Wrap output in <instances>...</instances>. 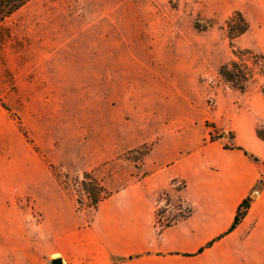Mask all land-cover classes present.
Instances as JSON below:
<instances>
[{"label":"rangeland","instance_id":"1","mask_svg":"<svg viewBox=\"0 0 264 264\" xmlns=\"http://www.w3.org/2000/svg\"><path fill=\"white\" fill-rule=\"evenodd\" d=\"M233 11L249 23L234 45L264 54V0H29L0 24V161L30 152L45 156L36 141L44 147L56 137L69 143L78 122L91 130L107 115L111 127L124 131L118 153L111 150L109 158L94 160L87 169L49 165L62 191V229L76 221L89 224L94 211L76 209V193H83L75 179L83 171L93 169L107 189L118 191L144 174L142 162L150 164L149 155L137 161V153L126 154L153 144L150 127L168 123L187 106L191 128L217 139L219 97L235 106L241 98L264 96L263 77L239 92L217 75L219 65L232 57L222 27ZM207 22L204 30L194 26ZM107 68L109 75L103 76ZM258 128L264 133V123ZM174 181L182 187L174 188ZM169 186L180 193L184 183L172 178ZM180 201L188 205L187 213L180 212ZM156 202L162 205L159 218ZM86 203L82 196V206ZM22 209L32 231L43 222L51 228L52 209L41 210L18 195L0 208V250L10 245L4 233ZM190 211L182 197L159 192L155 230Z\"/></svg>","mask_w":264,"mask_h":264},{"label":"crops","instance_id":"2","mask_svg":"<svg viewBox=\"0 0 264 264\" xmlns=\"http://www.w3.org/2000/svg\"><path fill=\"white\" fill-rule=\"evenodd\" d=\"M102 75L108 76L109 69ZM188 109L150 127L153 144L147 154L150 164L140 166L144 174L100 201L85 226L76 221L62 229V191L49 165L87 169L94 160L109 158L111 150L118 153L124 131L111 127L107 115L91 130L78 122L69 143L56 137L51 148L36 141L45 156L30 152L14 160L5 155L0 161V208L25 195L53 214L51 228L43 222L32 231L23 209L15 212L4 233L10 245L0 250V264H52L55 255L69 264H264V183L256 187L264 181V139L256 133L264 123V96L241 98L235 106L219 97L213 140L191 128ZM172 178L183 181L180 193L170 188ZM161 191L171 199L182 197L191 211L158 232L153 204ZM247 196L251 202L245 216L227 232Z\"/></svg>","mask_w":264,"mask_h":264},{"label":"trees","instance_id":"3","mask_svg":"<svg viewBox=\"0 0 264 264\" xmlns=\"http://www.w3.org/2000/svg\"><path fill=\"white\" fill-rule=\"evenodd\" d=\"M28 1L29 0H0V24ZM194 26L197 29L204 30L208 28L210 24L207 22V24L199 27L195 23ZM222 28L228 39L232 57L219 65L217 75L226 87L244 92L248 83L253 81L256 76L264 78V54L255 52L249 48H239L234 45L233 40L244 34L249 28L248 21L240 11H233L224 20ZM262 91L264 92V90ZM256 133L258 137L264 139V133L261 128H257ZM210 139H212V137H210ZM150 148L151 145H142L127 150L126 154L128 155L129 153L135 152L139 155L137 161H141L142 158L148 154ZM244 153L254 161L259 160L256 156L246 151H244ZM75 180L81 185L83 193L82 195L80 192L76 193V209L78 211L84 210L93 212L100 201L116 192L107 189V187L94 176L93 169L83 171ZM263 183L264 181L261 179L256 186L257 189H260ZM82 196L88 200V203H86L84 207L82 206ZM250 202V196H247L241 201L227 232L231 231L243 219L250 206ZM210 244L211 242H209L207 246Z\"/></svg>","mask_w":264,"mask_h":264},{"label":"built area","instance_id":"4","mask_svg":"<svg viewBox=\"0 0 264 264\" xmlns=\"http://www.w3.org/2000/svg\"><path fill=\"white\" fill-rule=\"evenodd\" d=\"M172 185H173V187L174 188H179V187H182V183L180 182V181H174L173 183H172ZM179 206H180V208H179V210H180V212L181 213H187L188 212V205L184 202V201H180L179 202ZM161 203L159 202H156V207H155V211H156V216L159 218V210L161 209ZM164 206V208L166 207V208H168L169 206L168 205H163ZM57 264H67L66 262H64V261H61L60 263H57Z\"/></svg>","mask_w":264,"mask_h":264},{"label":"water","instance_id":"5","mask_svg":"<svg viewBox=\"0 0 264 264\" xmlns=\"http://www.w3.org/2000/svg\"><path fill=\"white\" fill-rule=\"evenodd\" d=\"M52 263H53V264L60 263V259H59V258H57V259L53 260V261H52Z\"/></svg>","mask_w":264,"mask_h":264}]
</instances>
